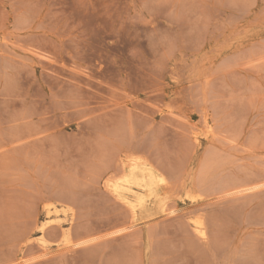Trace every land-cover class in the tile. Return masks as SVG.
Instances as JSON below:
<instances>
[{"label":"rangeland","instance_id":"rangeland-1","mask_svg":"<svg viewBox=\"0 0 264 264\" xmlns=\"http://www.w3.org/2000/svg\"><path fill=\"white\" fill-rule=\"evenodd\" d=\"M0 264H264V0H0Z\"/></svg>","mask_w":264,"mask_h":264},{"label":"bare ground","instance_id":"bare-ground-1","mask_svg":"<svg viewBox=\"0 0 264 264\" xmlns=\"http://www.w3.org/2000/svg\"><path fill=\"white\" fill-rule=\"evenodd\" d=\"M208 125H209V124H208ZM121 162H122V161H121ZM134 164H135V163H134ZM134 164H133V165H134ZM136 164H137V163H136ZM112 166H113V165H112ZM121 166H123V165H121ZM121 166H120V167H121ZM217 166H218V165H217ZM110 167H111V166H110ZM120 167H119V169H120ZM132 167H134V166H132ZM121 169H122V167H121ZM161 169H162V168H161ZM98 170H99V169H98ZM117 170H118V169H117ZM122 170H124V169H122ZM122 170H120V172H121ZM107 171H108V170H107ZM97 172H101V171H97ZM164 172H165V171H164ZM164 172H163V173H164ZM105 173H106V172H105ZM114 174H115V177H113V179L116 178V176L118 175V174H116L115 172H114ZM123 174H124V172H123ZM123 174H121V175H123ZM98 175H99V174H98ZM111 175H112V174H111ZM100 176H101V175H100ZM106 176H107V175H106ZM112 176H113V175H112ZM170 176H171V175H170ZM123 177H124V176H123ZM228 177H229V176H228ZM162 178H163V177H162ZM164 178H166V177H164ZM171 178H172V177H171ZM225 178H226V177H225ZM62 179H63V178H62ZM98 179H99V178H98ZM160 179H161V178H160ZM173 179H174V178H173ZM221 179H222V178H221ZM231 179H232V178H231ZM117 180H118V179H117ZM65 181H67V179H66ZM65 181H64V182H65ZM71 181H73V180H71ZM164 181H165V179H164ZM164 181H163V182H164ZM67 182H68V181H67ZM74 182H75V181H74ZM160 182H161V181H160ZM163 182H162V183H163ZM225 182H226V181H225ZM232 182H233V181H232ZM103 183H104V185H105L106 188H107L108 186H109L108 188H110V183H111V182H110V178H109V177L105 178L104 181H103ZM126 183H127V182H126ZM165 183H166V182H165ZM165 183H164V184H165ZM167 183H168V182H167ZM220 183H221V182H220ZM62 184H63V183H62ZM221 184H222V183H221ZM224 184H226V183H224ZM227 184H228V181H227ZM232 184H233V183H232ZM237 184H238V183H237ZM240 184H241V182H240ZM244 184H245V183H244ZM69 185H71V184L69 183ZM228 185H229V184H228ZM164 186H165V185H164ZM222 186H223V185H222ZM230 186H231V184H230ZM239 186H240V185H239ZM242 186H243V185H242ZM105 187H104V188H105ZM168 187H169V186H168ZM106 190H107V189H106ZM68 191L70 192V190H68ZM107 192H108V191H107ZM139 192H140V191H139ZM64 194H65V192H64ZM168 194H169V193H168ZM106 195H107V194H106ZM113 195H114V194H113ZM161 195H162V194H161ZM161 195H160V196H161ZM163 195H164V194H163ZM65 196H66V195H65ZM160 196H158V197H160ZM67 198H68V197H67ZM115 198H116V199H115ZM115 198H114L115 200H117V201L119 200V199H117V197H115ZM109 199H110V198H109ZM152 199H153V198H152ZM105 200H106V199H105ZM107 201H108V199H107ZM107 201H106V202H107ZM156 201H157V200H156ZM156 201H155V202H156ZM58 202H59V201H58ZM120 202H121V201H120ZM121 204H123V202H121ZM149 204H150V203H149ZM124 205H126V204H124ZM147 205H148V204H147ZM150 206H151V205H150ZM125 207H126V206H125ZM145 207H146V206H145ZM127 209H128V208H127ZM147 210H148V208H147ZM128 211H129V209H128ZM131 212H132V210H131ZM135 212H136V214H137V211H135ZM129 213H130V212H129ZM138 214H139V213H138ZM132 215H133V214H132ZM137 216H138V215H137ZM195 233H196V235H197L199 238H201V239L204 237V232H203L202 229L199 228V227H196V229H195ZM205 235H206V234H205ZM69 244H70V243H69Z\"/></svg>","mask_w":264,"mask_h":264}]
</instances>
